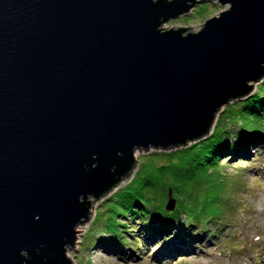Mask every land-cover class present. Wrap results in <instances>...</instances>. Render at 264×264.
<instances>
[{
  "label": "water",
  "instance_id": "water-1",
  "mask_svg": "<svg viewBox=\"0 0 264 264\" xmlns=\"http://www.w3.org/2000/svg\"><path fill=\"white\" fill-rule=\"evenodd\" d=\"M262 82L264 0H0V264H74L136 152L207 139Z\"/></svg>",
  "mask_w": 264,
  "mask_h": 264
},
{
  "label": "rangeland",
  "instance_id": "rangeland-1",
  "mask_svg": "<svg viewBox=\"0 0 264 264\" xmlns=\"http://www.w3.org/2000/svg\"><path fill=\"white\" fill-rule=\"evenodd\" d=\"M227 8L212 2L203 3L189 14L173 19L163 27L166 29L193 27L190 30L197 32L208 19L218 16ZM263 83L259 84L257 91L264 86ZM240 125L231 124L228 132L235 135ZM172 151L137 152L140 163L135 174L113 194L95 204L90 221L80 229L81 232H78L76 246L68 252L74 264H264L263 143L257 147H245L244 151L248 152L238 156L226 154L214 166L220 180L222 179L221 183L216 176L211 179L214 184L219 181L216 185V190L219 189L217 190L219 192H216V195H219L216 201L218 219L210 220L211 222L197 233L196 240L193 241L188 236L189 232L186 230L189 226L185 222V215L175 223L173 230L155 231L148 239L144 229L146 224L139 216H134L133 219L119 217L116 222L124 225L122 232L127 233H121L130 249L125 256H121L105 248L104 240L114 241L106 234L107 232L103 233L106 220L101 215L107 209V201L134 181L141 168V158L154 153L166 154ZM212 172L213 170L208 171L209 174ZM173 194L176 198L175 192ZM168 200L169 194L164 209ZM135 207L140 212L145 208L143 202L135 204ZM99 237L103 239L102 243L98 242Z\"/></svg>",
  "mask_w": 264,
  "mask_h": 264
},
{
  "label": "trees",
  "instance_id": "trees-1",
  "mask_svg": "<svg viewBox=\"0 0 264 264\" xmlns=\"http://www.w3.org/2000/svg\"><path fill=\"white\" fill-rule=\"evenodd\" d=\"M238 123L241 125L235 135L228 132L231 124L234 126ZM263 132L264 86L250 98L227 106L214 133L207 139L186 149L166 154L154 153L141 158V168L134 181L107 201V209L101 215L106 220L103 233L107 232L114 240H104L105 248L121 256H125L130 249L122 234L127 233L122 232L124 225L116 222L119 217L133 219L134 216H139L146 224L144 229L148 239L155 231L173 230L175 223L185 215V222L189 226L186 230L189 232L188 236L191 240H196L197 233L210 220L218 219L216 201L219 195L216 192L219 189L216 190V185L222 179L220 180L214 166L226 154L238 156L248 152L244 151L245 147L264 144ZM209 170H213L212 174L208 173ZM214 176L219 180H215L216 184L211 181ZM169 187L173 188L178 202L177 209L173 212L164 209ZM139 202H143L148 209L138 211L135 204ZM97 240L102 243L103 239L99 237Z\"/></svg>",
  "mask_w": 264,
  "mask_h": 264
},
{
  "label": "bare ground",
  "instance_id": "bare-ground-1",
  "mask_svg": "<svg viewBox=\"0 0 264 264\" xmlns=\"http://www.w3.org/2000/svg\"><path fill=\"white\" fill-rule=\"evenodd\" d=\"M136 153H137V152H136ZM83 226H84V225H83ZM83 226H79V227H78V231H80V229H81Z\"/></svg>",
  "mask_w": 264,
  "mask_h": 264
}]
</instances>
